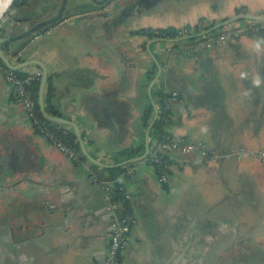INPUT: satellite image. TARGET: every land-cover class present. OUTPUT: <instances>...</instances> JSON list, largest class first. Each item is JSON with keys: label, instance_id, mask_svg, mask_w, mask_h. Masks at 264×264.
<instances>
[{"label": "crops", "instance_id": "obj_1", "mask_svg": "<svg viewBox=\"0 0 264 264\" xmlns=\"http://www.w3.org/2000/svg\"><path fill=\"white\" fill-rule=\"evenodd\" d=\"M60 1L12 6L0 20V35L55 15ZM122 5L76 14L95 4L67 0L64 17L37 38L36 32L2 46L11 62L43 63L52 86L47 97L46 82V110L76 123L90 155L113 166L91 162L78 143L71 145L82 160L76 162L43 138L0 74V264H99L109 218L105 193L91 174L118 176L132 194L121 264H264V157L211 161L197 150L165 152L170 170L163 184L147 159L122 164L144 152L153 108L146 125L142 116L151 104L156 61L161 72L151 93L158 111L159 91L179 92L170 102L169 135L220 153L264 151V26L210 47L196 44L199 38L153 41L159 37L138 32L264 15V0H161L117 25L112 15ZM249 22L235 20L214 34ZM20 71L40 74L41 67L31 63ZM147 140L151 151L159 141L152 127ZM131 164L135 170L126 174Z\"/></svg>", "mask_w": 264, "mask_h": 264}, {"label": "built area", "instance_id": "obj_2", "mask_svg": "<svg viewBox=\"0 0 264 264\" xmlns=\"http://www.w3.org/2000/svg\"><path fill=\"white\" fill-rule=\"evenodd\" d=\"M115 0H111L109 3L102 6L100 10L105 11L112 8ZM243 27L232 28L227 31H222L216 35L209 33L201 34L197 38L199 41L196 44L210 47L217 42H224L229 39H234L242 34H248L255 32L264 26L261 21L249 20ZM209 24L207 18H200L195 24L183 25L179 27L177 36H189L193 33H203L209 28L206 26ZM36 33V32H35ZM40 32L34 34L33 38H37ZM0 74L4 76L14 99L20 102L26 114L35 127L36 131L50 143L54 144L58 149L65 152L71 159L76 162H81L79 154L70 145L61 140L51 129L47 120L44 119L36 104V100L30 93L29 87L32 83L39 81L40 74L38 72H30L26 74H18L13 69L3 67L0 65ZM167 93V106L171 101H175L179 97L177 90H165ZM179 150L187 153L193 150H197L201 156L207 160L216 161L220 156L235 155L238 158L259 159L264 157V151L255 150L252 148L241 147L237 150L227 153H220L211 149L203 141H192L186 137H172L167 133L163 139H161L157 146L152 149L148 156L145 158L153 166L157 181L160 184L168 181L170 162L165 152ZM135 170V165L131 164L125 169L126 174H131ZM91 181L101 186L105 193L106 205L105 212L109 218V241L107 250L103 260L99 264H121L120 256L128 243V237L133 222L130 213V204L132 200V194L125 188L119 178H100L94 174L90 176ZM114 189H117V194L114 195ZM119 209H124L122 215L118 214Z\"/></svg>", "mask_w": 264, "mask_h": 264}, {"label": "water", "instance_id": "obj_3", "mask_svg": "<svg viewBox=\"0 0 264 264\" xmlns=\"http://www.w3.org/2000/svg\"><path fill=\"white\" fill-rule=\"evenodd\" d=\"M12 1L13 0L9 1L7 7L1 13V16L6 11V9L11 5ZM66 1L67 0H61L60 1L58 10H57L55 15L48 17V18H45V19H42V20H39V21H36L30 27H28L26 30H24L18 34H14V35H5V36L0 35V60L4 63V65L7 68H10L13 70L20 69V68H22L28 64H31V63H35V64L39 65L41 67V73H40V78L38 81L37 104H38V108H39V111H40L42 117L51 123L70 125L74 131L75 136H76V141H77V143L81 149V153L87 159H89L91 162H93L95 164H98V165H101L104 167H110L113 165L100 162V161L96 160L93 156L90 155V153L87 151V149L85 147L83 137H82L81 132L79 131V128H78L76 123H74L70 119H66V118H63V117L55 115V114H51L46 110V107L44 105V89H45L46 82H47V69L43 65V63H41L40 61H37V60H35V61H19L17 63L11 62L10 59L8 58L7 54L5 53L4 49L2 48L4 43L17 40L19 38L25 37V36L32 34V33H35V32L45 31L48 26L59 21L61 18L64 17L63 11H64V6H65ZM91 1L95 4V7H92L93 9H91V8L79 9L75 13L79 14V13H83V12L90 11V10L101 9L103 5L109 3L111 0H91ZM159 1H161V0H115L112 8H115L118 4H123V5L115 13H113L112 17L117 20V25H120L132 16H135V15H137L143 11L153 10L154 8L157 7V4ZM111 9L105 10V12H109ZM1 16H0V18H1ZM240 19L264 21V15L257 14V13H250V12L249 13H238V14H235L234 16H232V17H230L224 21H221L219 23H215L214 25L209 27V29L207 31H204L203 33H197L194 35H189V36H186L185 38H195L201 34L208 33L209 31L220 29L223 26H225V25H227V24H229L235 20H240ZM185 38L184 37L176 38L175 40L179 41V40L185 39ZM167 40L173 41L174 39L173 38L153 39V41H167ZM156 65L158 68L157 75L153 78L150 86L148 87V96H149V99H150V102H151V105H152V108L154 111V115H153L151 121L149 122V124L147 125V129L145 132L144 152L141 155L128 158L127 160L123 161L122 164L134 163L136 161L143 160L149 154L150 144H149V141L147 140V138L149 136L150 129H151L152 125L154 124L156 117L158 115V108H157V105H156V103L152 97V93H151L152 85L155 83L157 76L161 72V64L158 61H156ZM118 165H121V164H118Z\"/></svg>", "mask_w": 264, "mask_h": 264}, {"label": "trees", "instance_id": "obj_4", "mask_svg": "<svg viewBox=\"0 0 264 264\" xmlns=\"http://www.w3.org/2000/svg\"><path fill=\"white\" fill-rule=\"evenodd\" d=\"M25 1L26 0H13L9 8H11L12 6H14V5L18 4V3H23ZM186 25L189 26L188 24H186ZM212 25H214V22H209V24L206 26V28H209ZM214 31L215 30H212V31H209L208 33L211 34V35L212 34L216 35L217 33L214 34ZM138 32L146 34V35H148L151 38H156V37H159V38H173V37H176L178 35V30L174 29L172 27H165V28H141ZM197 37H195V38H197ZM188 39H191V38H188ZM8 43L9 42L4 43L3 46L7 45ZM0 65H2L3 67H6L1 60H0ZM14 71L17 72L18 74H22L20 69H17V70H14ZM37 84H38V81L34 82L33 85H32L33 86L32 88H33V90L35 92V94H33L34 95L33 97L35 98V100H36ZM46 90H47L46 94H47V97H48V96H50V94L52 92V86H51V83H50V79L47 80ZM159 94L161 96V102H160V108H159L160 111H158V117L155 120L154 124L152 125V132L158 136L159 141H160L167 134V132L165 130V125H166V120H167L170 104L168 106L166 105L167 104V93H166L165 90L159 91ZM36 104H37V102H36ZM151 113H152V105L150 103H148L147 106H146V109H145V111L143 113V116H142V119H143V122H144L145 125L148 123ZM47 123L50 125L51 129H53L55 131L56 135L61 140H63L65 143H67L70 146L71 145H77L76 136L74 134V131L70 127L68 128V130H66V129H64V125H62V124L51 123L49 121H47ZM82 158H84V157H82ZM110 170L112 171V169H110ZM112 178H119V177L118 176H113V177H109L107 179H112ZM113 191H114V195L117 194V192H118L117 189H114ZM123 211H124V209H123Z\"/></svg>", "mask_w": 264, "mask_h": 264}, {"label": "bare ground", "instance_id": "obj_5", "mask_svg": "<svg viewBox=\"0 0 264 264\" xmlns=\"http://www.w3.org/2000/svg\"><path fill=\"white\" fill-rule=\"evenodd\" d=\"M9 1H10V0H3V1L0 3V16H1V13L3 12V10L7 7Z\"/></svg>", "mask_w": 264, "mask_h": 264}, {"label": "rangeland", "instance_id": "obj_6", "mask_svg": "<svg viewBox=\"0 0 264 264\" xmlns=\"http://www.w3.org/2000/svg\"><path fill=\"white\" fill-rule=\"evenodd\" d=\"M2 1H3V0H0V3H1ZM9 7H10V6H9ZM9 7H8V8L6 9V11L2 14L1 18H2L7 12H8V9H10ZM1 18H0V20H1Z\"/></svg>", "mask_w": 264, "mask_h": 264}]
</instances>
